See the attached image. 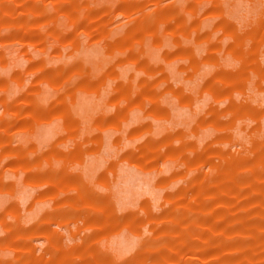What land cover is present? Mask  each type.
I'll return each mask as SVG.
<instances>
[{
    "label": "rangeland",
    "instance_id": "1",
    "mask_svg": "<svg viewBox=\"0 0 264 264\" xmlns=\"http://www.w3.org/2000/svg\"><path fill=\"white\" fill-rule=\"evenodd\" d=\"M0 264H264V0H0Z\"/></svg>",
    "mask_w": 264,
    "mask_h": 264
},
{
    "label": "crops",
    "instance_id": "2",
    "mask_svg": "<svg viewBox=\"0 0 264 264\" xmlns=\"http://www.w3.org/2000/svg\"><path fill=\"white\" fill-rule=\"evenodd\" d=\"M131 171H132V169H130ZM131 176L134 178L135 176H134V172H132L131 173ZM137 184V182H135V183H133L132 184V188L129 190V193H128V201H131V200H133V195L136 193L135 191V188H134V186ZM148 184V183H147ZM149 185V184H148ZM120 188H119V194H120ZM127 190V189H126ZM116 193H117V189H116ZM126 195H127V193H126V191H125V193L123 194V195H120L121 197H123V198H126Z\"/></svg>",
    "mask_w": 264,
    "mask_h": 264
},
{
    "label": "bare ground",
    "instance_id": "3",
    "mask_svg": "<svg viewBox=\"0 0 264 264\" xmlns=\"http://www.w3.org/2000/svg\"><path fill=\"white\" fill-rule=\"evenodd\" d=\"M130 176H131V174L129 173L128 176H127V178H126V184L129 183V181H130ZM123 193H124V192H123Z\"/></svg>",
    "mask_w": 264,
    "mask_h": 264
}]
</instances>
